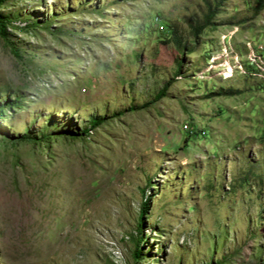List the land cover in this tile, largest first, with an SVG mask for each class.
Here are the masks:
<instances>
[{
    "label": "rangeland",
    "instance_id": "rangeland-1",
    "mask_svg": "<svg viewBox=\"0 0 264 264\" xmlns=\"http://www.w3.org/2000/svg\"><path fill=\"white\" fill-rule=\"evenodd\" d=\"M0 264H264V0H0Z\"/></svg>",
    "mask_w": 264,
    "mask_h": 264
},
{
    "label": "trees",
    "instance_id": "trees-1",
    "mask_svg": "<svg viewBox=\"0 0 264 264\" xmlns=\"http://www.w3.org/2000/svg\"><path fill=\"white\" fill-rule=\"evenodd\" d=\"M212 4L213 3L211 2H207L208 10H207V14L205 15V18L203 19L202 23H196L195 21L190 23V26L193 29L194 35H197L204 27L211 24L210 20H211V16L213 15L212 8H211ZM176 43H177L178 49L182 50L183 48H181V40L177 39Z\"/></svg>",
    "mask_w": 264,
    "mask_h": 264
}]
</instances>
